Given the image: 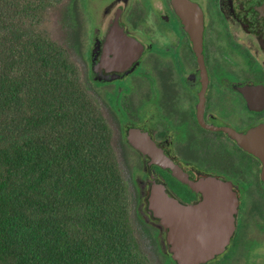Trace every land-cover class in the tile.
I'll use <instances>...</instances> for the list:
<instances>
[{
  "label": "flooded vegetation",
  "instance_id": "flooded-vegetation-1",
  "mask_svg": "<svg viewBox=\"0 0 264 264\" xmlns=\"http://www.w3.org/2000/svg\"><path fill=\"white\" fill-rule=\"evenodd\" d=\"M73 9L72 57L123 163L142 251L185 263L168 223L147 209L162 186L196 208L183 235L223 242L199 264H264V0H75ZM131 130L149 147L131 143ZM228 197L235 209L212 201Z\"/></svg>",
  "mask_w": 264,
  "mask_h": 264
},
{
  "label": "trees",
  "instance_id": "trees-1",
  "mask_svg": "<svg viewBox=\"0 0 264 264\" xmlns=\"http://www.w3.org/2000/svg\"><path fill=\"white\" fill-rule=\"evenodd\" d=\"M75 0H0V264H149L73 60ZM57 10L64 41L51 38Z\"/></svg>",
  "mask_w": 264,
  "mask_h": 264
},
{
  "label": "water",
  "instance_id": "water-1",
  "mask_svg": "<svg viewBox=\"0 0 264 264\" xmlns=\"http://www.w3.org/2000/svg\"><path fill=\"white\" fill-rule=\"evenodd\" d=\"M136 130H131L130 142L139 148H148L149 144L143 140H136ZM138 142V143H137ZM219 193V192H218ZM225 195V194H224ZM218 196V195H217ZM226 196V195H225ZM219 197V196H218ZM232 198V197H231ZM230 197L215 200L218 202V209H235V199ZM147 209L153 218L165 221L170 228L169 241L174 250H181L184 253V264H199L212 258L222 247V241H208L193 239L195 232H190L186 236L181 232V228L191 225L196 218V208H191L179 202L164 187L158 186L152 189L148 198ZM192 239H191V238Z\"/></svg>",
  "mask_w": 264,
  "mask_h": 264
},
{
  "label": "rangeland",
  "instance_id": "rangeland-1",
  "mask_svg": "<svg viewBox=\"0 0 264 264\" xmlns=\"http://www.w3.org/2000/svg\"><path fill=\"white\" fill-rule=\"evenodd\" d=\"M60 22H61V20H60L58 11L57 10L50 11L48 14L47 27H48V30L50 32L51 38L55 41L63 42L65 37H64ZM78 64L80 65V67L84 71V67H83L82 63L78 62ZM127 180H128V178H127ZM128 194H129V200H130V197L132 196V190L129 189ZM132 203H133V199L131 198V200L129 201V205H130V212H131L132 221H134L135 223H138L136 216L133 213L135 210V205H132ZM136 228L138 231L139 227L135 226V230H136ZM139 233H140V235L143 236V232L141 230L139 231ZM147 257L149 260V264H159L158 260H156V258L154 256L151 257L150 255L149 256L147 255Z\"/></svg>",
  "mask_w": 264,
  "mask_h": 264
}]
</instances>
